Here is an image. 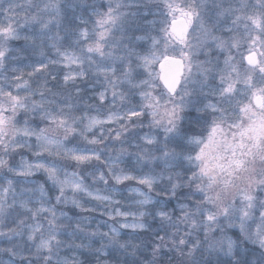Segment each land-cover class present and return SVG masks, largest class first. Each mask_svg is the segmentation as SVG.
<instances>
[{"label": "clouds", "instance_id": "obj_1", "mask_svg": "<svg viewBox=\"0 0 264 264\" xmlns=\"http://www.w3.org/2000/svg\"><path fill=\"white\" fill-rule=\"evenodd\" d=\"M0 14L15 33L0 34V264H264V155L231 186L188 159L247 102L221 77L250 51L264 63V0H0ZM164 57L182 61L175 94Z\"/></svg>", "mask_w": 264, "mask_h": 264}, {"label": "snow or ice", "instance_id": "obj_2", "mask_svg": "<svg viewBox=\"0 0 264 264\" xmlns=\"http://www.w3.org/2000/svg\"><path fill=\"white\" fill-rule=\"evenodd\" d=\"M172 11H181L183 20L184 16H191L190 12H185L182 9L172 8ZM117 17L106 14L98 18V25L103 31L97 33L99 39L89 45V51H96L103 55V44L100 43L108 35V30L105 27L110 23H113ZM186 28H178L176 22L172 26V35L176 39L183 42L184 33ZM0 34H6L8 37H14L15 33L11 24L7 26L0 24ZM82 35L86 38L88 36L87 31H83ZM3 55V53H0ZM260 54L255 51H250L244 58L248 64V69L241 71L235 64H230L229 61H225V70L222 79L226 80V87L222 91L228 95L229 100L233 93L237 92V86L240 88V94H242L247 102L243 100L236 101L235 119L229 125L232 131L226 133L224 128L219 122H214L210 128L207 129V135H198L190 138L189 143L194 145V155H189L188 159L200 162V171L202 176H206L211 184L217 182L219 177H223L225 186H231L235 177L244 171H247L249 160L247 158H255L257 155H264V87H257L254 83V76L257 69L260 73H264V63L259 58ZM72 60V57H66ZM152 63V60L145 58V66L147 67ZM161 73L159 79L163 81L165 87L170 93L175 94L177 87L180 84L182 76V61L176 57H164L160 61ZM38 70H43L38 69ZM20 79V77H17ZM141 84H147L148 81H141ZM145 103L149 107L152 105L150 94L142 93ZM103 99V96L101 97ZM13 101H19V97H13ZM215 110V106H210ZM5 110L0 108V113ZM157 114L153 111V115ZM171 115V113H165ZM132 117L142 115V113L132 112ZM6 123L4 115H0V125ZM63 123V120H61ZM93 123H100V121H93ZM72 131L71 127L67 129ZM77 159H84V157H77ZM231 177L232 179H228ZM69 181H65L68 183ZM142 183H148V180L142 179ZM264 183V181H260ZM78 187V185H73ZM243 199L251 201L253 197L250 192L245 190L242 193ZM247 213L245 212V216ZM209 219H212L209 216ZM264 221V218H262ZM264 227V223L256 225L257 234L260 233L261 228Z\"/></svg>", "mask_w": 264, "mask_h": 264}, {"label": "rangeland", "instance_id": "obj_3", "mask_svg": "<svg viewBox=\"0 0 264 264\" xmlns=\"http://www.w3.org/2000/svg\"><path fill=\"white\" fill-rule=\"evenodd\" d=\"M0 20H2V14H0Z\"/></svg>", "mask_w": 264, "mask_h": 264}]
</instances>
